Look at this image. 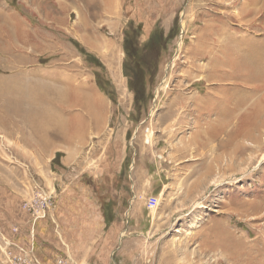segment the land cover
Wrapping results in <instances>:
<instances>
[{"label":"rangeland","instance_id":"374dc122","mask_svg":"<svg viewBox=\"0 0 264 264\" xmlns=\"http://www.w3.org/2000/svg\"><path fill=\"white\" fill-rule=\"evenodd\" d=\"M263 156L264 0H0V264H264Z\"/></svg>","mask_w":264,"mask_h":264},{"label":"crops","instance_id":"0c3cea01","mask_svg":"<svg viewBox=\"0 0 264 264\" xmlns=\"http://www.w3.org/2000/svg\"><path fill=\"white\" fill-rule=\"evenodd\" d=\"M85 80V79H84ZM79 89H77V91L81 92L79 99H77V101H73V100H60V102H58V105H54V110L53 111H57L58 113H61V109L66 108L67 104H72L71 106H76L77 108H80V110H77L75 112H72L70 115H66V116H61L59 119V121L57 122H61L63 126H58L56 127V124H53V126H50L48 124H50L49 121H45L43 119H39V121L35 120H31L29 122H26L24 120L25 123H29L31 124V130L32 133L31 135L36 137L37 139V145L40 149H47V150H51L52 151V156L54 155H62L61 157V161L62 164L66 165H70L73 157L77 156V152L76 150L78 148H80L79 146H81L79 143V141H77L76 139L74 140V133L78 132L79 136L86 135L87 132V126L89 125L88 121V117H87V91L91 92V94L95 93L94 88L92 87H88V85L86 84L85 81H83V83L81 84V86L78 87ZM89 89V90H87ZM100 91V90H99ZM68 101V102H66ZM96 101V100H95ZM75 102V103H74ZM101 104V103H100ZM97 104H93L91 107H98L96 106ZM34 107H36L35 109H37V113L40 112V110H38V106L36 104V106L33 104ZM90 107V106H89ZM100 111L98 112V110H95L94 112L90 111L89 114H94L91 115V117H99V122L102 120V118L104 117V108L102 106H100ZM35 112V111H33ZM43 113V112H41ZM46 113V111H45ZM46 123H45V122ZM41 122V124L39 123ZM34 123H36V127H33ZM55 123V122H54ZM60 124V123H59ZM98 124V123H97ZM50 126V127H49ZM34 128L36 129V131L34 130ZM33 131L37 132V134H35ZM66 160V161H65Z\"/></svg>","mask_w":264,"mask_h":264},{"label":"built area","instance_id":"2783aa9c","mask_svg":"<svg viewBox=\"0 0 264 264\" xmlns=\"http://www.w3.org/2000/svg\"><path fill=\"white\" fill-rule=\"evenodd\" d=\"M39 202H40V205H41L40 206V211H39L40 215H38L37 212H36V216H35L34 220L39 218V217H44L45 216V208H44V204H43L44 201H39ZM156 204H157V198L155 196L149 197L148 202H147V207L148 208H153V207L156 206ZM57 264H70V263L66 262L65 260L59 259L57 261Z\"/></svg>","mask_w":264,"mask_h":264},{"label":"bare ground","instance_id":"6f19581e","mask_svg":"<svg viewBox=\"0 0 264 264\" xmlns=\"http://www.w3.org/2000/svg\"><path fill=\"white\" fill-rule=\"evenodd\" d=\"M180 44V42L178 43V45ZM227 52V51H226ZM245 59V58H244ZM214 60V59H213ZM245 61V60H244ZM215 62V61H214ZM217 62V61H216ZM249 62H251L250 60H249ZM246 63V62H245ZM213 64V63H212ZM248 64V63H247ZM246 67H248V66H246ZM256 76V75H255ZM255 82L257 81V80H254ZM258 84V83H257ZM250 88V87H249ZM251 89V88H250ZM253 94V93H252ZM251 97V96H250ZM252 98V97H251ZM195 105V104H194ZM192 111V110H191ZM256 111H254L252 114H251V116H253L254 115V113H255ZM238 133H240V131H238ZM243 136H247V133H241ZM249 134V133H248ZM237 135H239V134H237ZM241 135V136H242ZM262 158H264V156L262 157ZM211 180V179H210ZM203 184V183H202ZM185 193V192H184ZM187 193V192H186ZM179 198V197H178ZM199 203V202H198ZM188 217V216H187Z\"/></svg>","mask_w":264,"mask_h":264}]
</instances>
